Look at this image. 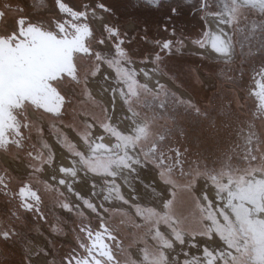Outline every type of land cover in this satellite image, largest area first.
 <instances>
[{
  "label": "rangeland",
  "instance_id": "rangeland-1",
  "mask_svg": "<svg viewBox=\"0 0 264 264\" xmlns=\"http://www.w3.org/2000/svg\"><path fill=\"white\" fill-rule=\"evenodd\" d=\"M19 1L28 3L4 0V8ZM102 1L122 17L141 15L148 27L154 21L151 9L140 13L138 7L155 0ZM158 4L168 15L173 7L185 14L195 9L205 26L202 37L179 35L180 42L161 48L163 59L149 51L131 61L108 40L97 44L98 58L83 67L82 84L69 87L78 97L71 108L80 115L94 110V128L78 137L82 144L91 147L95 132L96 140L105 135L116 142L118 151L88 155L68 140L61 128L69 126L60 122L59 129L37 134L33 178L52 191L48 199L56 217L50 228L36 226L35 242L5 245L3 264H63L57 255L62 244L51 242L53 225L68 230L76 217L119 223L127 242L120 264H264V132L247 89L252 58L264 61V7L237 0H206L203 8L201 0ZM207 18L227 34L234 52L230 60L207 51ZM138 65L166 80L147 85ZM95 83L110 98L117 90L125 106L115 110L94 98ZM122 112L123 126L111 123L113 114L119 119ZM55 149L81 160L85 178L67 182L71 193L57 182Z\"/></svg>",
  "mask_w": 264,
  "mask_h": 264
},
{
  "label": "flooded vegetation",
  "instance_id": "flooded-vegetation-1",
  "mask_svg": "<svg viewBox=\"0 0 264 264\" xmlns=\"http://www.w3.org/2000/svg\"><path fill=\"white\" fill-rule=\"evenodd\" d=\"M205 1L201 0V8ZM257 1L259 6L245 5L264 7V0ZM19 2L11 10H6L4 7H8L7 3L0 0V42L6 47H13L15 54V76L7 79L5 92L0 94V254L3 256L0 257V264L5 259V245L35 242L31 232L35 231L36 226L41 224L50 228L51 218L53 220L56 217L51 214L48 199L52 191L42 189L33 178L31 163L39 159L35 136L44 134L49 129H59L57 122H60L72 127L61 128L69 141L76 143L84 153L95 155L83 149H91L95 132L91 147L78 140V137L83 136L82 132L92 131L91 128H94V110H85L80 115L71 108L78 97L69 87L82 84L83 67L98 58L97 44H104L108 40L107 43L115 48L117 54H122L131 61L149 51L163 59L165 53L161 48L164 45L168 46L175 39L180 42L179 35L189 40H198L205 31L195 9L185 14V11L173 7L168 15L164 12L163 5L158 4L159 0L151 3L150 7L143 4L138 7L140 13L148 9L154 12L152 28L148 27L146 19L140 14V17L132 13L122 17L102 0ZM127 17L138 25L130 23ZM122 19L130 26L125 27ZM207 22V51L224 61L230 60L234 52L227 34L218 27L217 22L209 18ZM214 31L227 44V54H218L211 47ZM166 32H170L173 37H166ZM53 42L59 44L60 51L51 52L48 49ZM178 53L181 51L178 50ZM251 63L247 89L252 98V112L257 120V127L264 132V61L256 56ZM242 66L244 68V64ZM142 68L152 74L150 85L141 74V80L147 85H154L158 79L166 80L159 72L152 73L145 66L138 65L136 70L141 73ZM30 70L38 76L33 73L29 75ZM241 74L243 80L244 72ZM92 96L102 102L93 94ZM62 97L66 102L62 105L61 114L57 115L50 109L57 106ZM78 100L85 101L80 98ZM85 103L88 105L89 102ZM55 152L57 157L61 153L75 160L79 159L60 149H55ZM104 155L109 154L102 156ZM78 161L82 171L81 160ZM56 179L60 184L59 179ZM60 185L68 193L73 191L65 188L67 183ZM72 185L76 190H83L81 184ZM67 227L69 229L65 230L59 223L53 225L56 235L51 240L52 243L62 244L57 255L63 264H120L127 242L119 223L95 219L88 222L76 217L68 221ZM9 251L12 255L17 254L14 249Z\"/></svg>",
  "mask_w": 264,
  "mask_h": 264
},
{
  "label": "bare ground",
  "instance_id": "bare-ground-1",
  "mask_svg": "<svg viewBox=\"0 0 264 264\" xmlns=\"http://www.w3.org/2000/svg\"><path fill=\"white\" fill-rule=\"evenodd\" d=\"M239 1L244 3V4L259 6V2L257 0H239ZM217 36L221 37V35L218 32L214 31L212 33V39H211V44H210L211 47H212V44L214 42V38ZM140 71H141L142 77L146 80V83L150 85L152 83V74H150L144 68L140 69ZM98 87H99V85L97 83H95V85L92 87V91H93L94 95L96 97H98L105 105H107V106L113 105L115 110L116 109H122V107L125 106L123 101H122V95L117 90H115L113 97L110 98V97H107V95L105 93L100 92ZM114 113H115V111H114ZM122 113H123L122 118H119V119H117L116 115L113 114V116L110 118L111 123H113L115 125L119 124V125L123 126L124 121L122 122V119L125 116L124 115L125 112H122ZM126 123H127V121L125 122V124ZM119 128H120V126H119ZM125 128H126V125H125ZM83 149L88 153H94L95 155L96 154L97 155L98 154L103 155V154L116 153L118 151V146H117L116 142H114L113 140H111L110 138H108L104 135V138L102 140H96V139L93 140V145H92L90 150L87 149L86 147H83ZM58 158L60 159V163L58 165L57 175H58V179H59L60 184L65 185L69 179L75 178V177L85 178V175L82 172H80L81 171L80 170L81 164L78 160H75V159H73L69 156L63 155L61 153L58 155ZM73 173H75V174H73ZM77 187H78V185H77Z\"/></svg>",
  "mask_w": 264,
  "mask_h": 264
},
{
  "label": "water",
  "instance_id": "water-1",
  "mask_svg": "<svg viewBox=\"0 0 264 264\" xmlns=\"http://www.w3.org/2000/svg\"><path fill=\"white\" fill-rule=\"evenodd\" d=\"M51 52L60 51V46L57 43H51L48 47ZM15 61V54L13 47H6L0 42V94L5 92V87L7 85V79H11L15 76V70L13 69V63ZM38 76L36 73L29 71V75ZM25 81V80H23ZM1 103V100H0Z\"/></svg>",
  "mask_w": 264,
  "mask_h": 264
},
{
  "label": "snow or ice",
  "instance_id": "snow-or-ice-1",
  "mask_svg": "<svg viewBox=\"0 0 264 264\" xmlns=\"http://www.w3.org/2000/svg\"><path fill=\"white\" fill-rule=\"evenodd\" d=\"M165 47H167V45H165ZM212 47H213V50L216 51L218 54H227L228 51H229L227 44H226L225 41H224L221 37H219V36H217V37L214 38V42H213V44H212ZM65 102H66L65 98L62 97V98L58 101L57 106L51 108L50 111L54 112V113L57 114V115L61 114V111H62V105H63V103H65ZM73 174H75V173H73ZM175 195H176L175 193H171V196L175 197ZM121 199H123V198H121ZM172 203H173L172 200L166 201V204H167V205H171ZM137 215H138V216H142L143 214L138 212ZM185 255H187V253H185ZM185 264H187V262H185Z\"/></svg>",
  "mask_w": 264,
  "mask_h": 264
}]
</instances>
